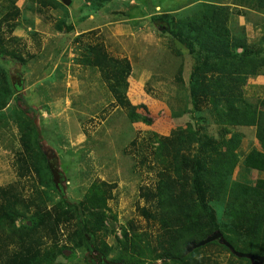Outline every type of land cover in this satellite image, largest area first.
<instances>
[{
	"label": "trees",
	"instance_id": "obj_1",
	"mask_svg": "<svg viewBox=\"0 0 264 264\" xmlns=\"http://www.w3.org/2000/svg\"><path fill=\"white\" fill-rule=\"evenodd\" d=\"M112 1L88 0L93 10L103 9ZM252 1L264 8V0ZM41 2L44 6L66 7L62 0ZM199 3L190 13L152 15L153 21L165 26V31L193 58L187 85L192 105L189 121L177 123L163 102H154L158 103L156 110L148 115L142 109L148 110L152 101L132 103L128 94L133 67L128 58L112 57L100 44L87 46L82 56L87 66L100 69L134 123L155 125L156 156L170 165L159 170L155 188L145 194L154 207L141 208L144 216L159 224L160 232L153 240L152 233L140 230L134 223L122 226L114 262L208 264L197 256L203 246L189 253L186 247L216 230L236 250L264 254V95L251 100L246 93L249 79L264 73V45L250 42L244 26L231 25L235 11L230 5ZM63 25L65 19L57 23L59 29ZM0 56L26 62L24 56L2 42ZM184 68L185 60L179 64V82L184 81ZM17 94L18 85L4 73L0 75V124L15 122L23 146L17 151V179L0 185V264H62L56 263L59 255L71 259L68 249L75 254L71 245L106 258L111 245L105 239L99 240V245L94 235L108 227V220H117L108 204L110 184L96 180L88 187L84 200H69L62 184L64 175L43 149L35 119L29 116V110L12 103L15 97L19 99ZM248 128H255L260 147L244 155L239 149ZM167 129L170 132L165 135L158 132ZM240 163L245 180L233 177ZM254 171L261 176L253 183L249 175ZM29 176L33 178L35 194L26 198L22 184ZM218 206L223 207L220 218ZM83 215L88 218L84 220ZM74 219L71 245L45 241L56 235L62 223ZM208 244H216L230 254L226 264H253L218 240Z\"/></svg>",
	"mask_w": 264,
	"mask_h": 264
},
{
	"label": "rangeland",
	"instance_id": "obj_2",
	"mask_svg": "<svg viewBox=\"0 0 264 264\" xmlns=\"http://www.w3.org/2000/svg\"><path fill=\"white\" fill-rule=\"evenodd\" d=\"M193 1L196 2L113 0L105 9L98 11L91 8L88 0H71L66 7L57 8L49 4L44 6L41 0H0V42L9 50L17 51L26 58L23 65L18 60L0 56V75L3 76L4 73L18 85L19 99L15 97L12 103H18L25 110H29L27 105L31 101L38 106L40 114L29 110V116L35 119L41 132L43 149L53 161L56 170L64 175L62 184L67 198L78 203L85 199L92 182L105 180L110 184V211L117 215V220H108V227L95 232L94 235L99 245V240L105 239L112 247L110 255L104 259L96 256L97 252L91 253L83 247L76 248L71 245L70 235L76 229V219L62 223L56 235L45 241H56L59 245L70 244L74 247L75 254H72L73 250L68 249L66 253L73 255L72 258L67 259L59 255L56 263L101 264L106 260L113 262L119 251L117 237L121 235L122 226L129 227L131 223L137 225L140 230H148L154 240L155 235L160 232L159 224L144 216L141 208L145 205L154 207L152 201H147L145 194L155 188L159 170L170 166L162 163L156 156L157 140L153 133L155 125L134 123L127 108L117 101L103 79L100 69L85 63L79 66L74 59L80 53L83 56L87 46L96 44H100L112 57L128 58L133 67L128 94L132 103L153 101L148 104V110L142 109L148 115L156 110L157 103L154 102H164L172 109L173 119L177 123L189 121L192 105L189 102L187 85L189 65L193 63V58L187 48L181 43L177 44L173 36L165 31V26L153 21L149 13H157L160 9L162 12L178 10ZM232 1L241 3V0ZM157 5L159 10L155 8ZM197 5L200 3L189 6L187 12L190 13ZM246 11L243 10V13ZM239 12L241 11H236L234 17H239ZM90 14H94L95 19H91ZM179 14L182 15L183 12ZM248 18L254 21L258 28L264 29L262 16L249 14ZM63 19L65 25L59 29L57 23ZM86 26L88 30L82 34L81 30ZM15 31L21 33V36L15 35ZM76 31L80 34L76 35ZM259 31L257 33H260ZM250 32L253 37L257 36L252 29ZM55 36L61 41L65 36L66 43L53 41ZM260 36L262 35H258V38ZM255 43L262 44L263 41ZM44 44L48 45L46 48L50 53L58 50L54 57L48 60V52L40 61L32 59L42 50ZM61 44L64 45L61 47ZM65 48H68V51L72 49L73 55L67 53L61 58V54L57 56L61 49L66 51ZM184 60V74H181L184 81L179 82V64ZM53 62L54 66L59 64L55 70ZM69 73L79 82L75 87L78 92L67 95L71 104L69 108L64 109L67 113L61 116L56 114L55 118L58 117V120L53 119L42 105L48 98H54L53 93L65 99V95H61L66 90L62 81ZM29 85L31 91L25 97V88ZM246 93L249 99L257 100L264 95V84L248 81ZM59 106L61 109L64 107ZM211 123L212 121L209 125ZM65 131L67 133H64ZM158 132L165 135L170 129ZM83 133L84 140H81ZM245 133L246 137L239 149L244 155L252 148L260 147L255 137V128H248ZM22 148L16 123L9 121L5 126L0 124V185L12 183L17 179V151ZM169 159L171 160L170 157ZM244 174L240 163L233 177L245 180ZM259 176L261 174L254 171L249 178L254 183ZM22 186L26 198L35 194L31 176L23 180ZM216 211L219 218L223 216L222 206H218ZM87 218L88 216L83 215L84 220ZM197 256L208 264H226L230 254L216 244H208L203 245ZM160 263L162 261L158 260L155 264Z\"/></svg>",
	"mask_w": 264,
	"mask_h": 264
},
{
	"label": "crops",
	"instance_id": "obj_3",
	"mask_svg": "<svg viewBox=\"0 0 264 264\" xmlns=\"http://www.w3.org/2000/svg\"><path fill=\"white\" fill-rule=\"evenodd\" d=\"M202 0H196V2L195 1H193V2H190L189 4H186L184 7H182V8H180V9H178V10H170V11H167V12H170V13H181V12H183V14H186V11H187V9L189 8V6L191 7V6H193V5H196V4H198L199 2H201ZM211 2H215V3H219V4H226V5H230L231 7H232V9L236 12V11H241V12H239V17H234L232 20H231V25L233 26V25H238V26H244L245 27V29H246V34H247V36H248V39H249V41L250 42H256V41H263V45H264V29H263V27L262 28H258L259 26L254 22V21H252L251 19H249L248 18V15L249 14H254V15H258V16H262V20H264V8H258L257 7V1H252V0H241V3H238V2H234V1H232V0H227V2H225V0H210ZM193 3V4H192ZM191 4V5H190ZM158 7H159V5H157L155 8L156 9H158ZM106 8V7H105ZM105 8H103V9H105ZM101 10V9H100ZM100 10H98V11H100ZM159 10V9H158ZM243 10H247L245 13H243ZM98 11H96V14L98 13ZM159 12H162V9H160L159 10ZM159 12H157V13H159ZM150 14V16L151 15H153V14H155V12H152V13H149ZM234 16H235V14H234ZM95 15L93 14H90V18L91 19H95ZM252 29V31L254 32V33H256L257 34V36L256 35H254V37L251 35V32H250V30ZM18 30V29H17ZM88 30V28H87V26L86 27H83V29L81 30L82 31V34H83V32H85V31H87ZM259 30H261V31H259ZM260 32V33H257V32ZM15 35H17V36H21V33L19 34V32L18 31H15V33H14ZM76 35H79L80 34V32L79 31H76V33H75ZM258 35H262V36H260V38H258ZM59 36V35H58ZM67 36V35H66ZM258 38V39H257ZM53 41H58V43H60V42H64V43H66V37L65 36H63V38H62V41L61 40H59L56 36L54 37V39H52ZM259 43V42H258ZM62 45H64V44H61V47H62ZM48 45L47 44H44L43 45V48H42V50H40L38 53H37V55H36V57L34 58V57H32V59H36V60H39L40 61V58L44 55V54H47L48 52H49V54H48V60L49 59H52L53 57H54V55L57 53V51H54V52H51L50 53V51L46 48ZM66 49V51H63L62 49L58 52V54H57V56L58 55H60L61 54V56H60V58L61 57H64L67 53L70 55V56H72L73 55V52H71V50L70 51H68V48H65ZM46 50V52H44ZM20 55H21V53H20ZM75 62H76V64L77 65H79V66H81V65H83L84 64V62H83V57H82V54L80 53V55L78 56V57H76L75 59ZM53 61V60H52ZM24 65V64H23ZM29 65H30V63H29ZM86 65V64H85ZM57 66H59V64L58 65H56V66H54V62H53V70H55L56 68H57ZM133 77V75L131 76V78ZM63 79V78H62ZM134 79V78H133ZM132 80V79H131ZM56 82V81H55ZM62 82H64L65 83V86H66V90H65V92H63V93H61V95H65V99L63 100L62 99V96H58V94H56V93H53V95H54V98H48V101L47 100H45L44 101V104L42 105V106H44L45 108H46V110L48 111V112H50V115L52 116V117H54L53 119H57V118H55V115L57 114V115H60L61 116V114H64V113H67V112H64L65 110V108L67 107V108H69L70 107V101H69V96H67V95H69V94H73V93H75V92H78L77 90H75V87H77L76 86V84H78L79 82L77 81V79L76 78H74V75H72L71 73H69V74H67V76H66V78L62 81ZM256 83V84H264V73L263 74H259V75H257V76H255V77H251L250 79H249V83ZM31 91V86L29 85V86H27L26 88H25V94H24V96L26 97L27 95H28V92H30ZM41 97V96H40ZM42 98V97H41ZM62 99V100H61ZM61 101V102H60ZM43 103V102H42ZM152 103H153V101H152ZM158 103H159V101H158ZM157 103V104H158ZM27 104V103H26ZM33 101H31V102H28V109L30 110V112H35V113H39L38 112V106H36L35 104H33ZM163 104L169 109V112L170 113H173V111H172V109H170V107L167 105V104H165L164 102H163ZM35 105V106H34ZM59 105H64V107L61 109V107L59 106ZM31 106H34V108L33 109H36V110H33L32 108H31ZM33 110V111H32ZM40 114V113H39ZM59 116V117H60ZM58 120V119H57ZM69 129V128H68ZM64 133H67V131H65ZM83 136H85V134L83 133L82 134V136L80 137V139L81 140H84V137Z\"/></svg>",
	"mask_w": 264,
	"mask_h": 264
},
{
	"label": "water",
	"instance_id": "obj_4",
	"mask_svg": "<svg viewBox=\"0 0 264 264\" xmlns=\"http://www.w3.org/2000/svg\"><path fill=\"white\" fill-rule=\"evenodd\" d=\"M65 5H69L71 3V0H62ZM214 240H218L219 242L227 245L234 254H236L239 257H246L252 260L253 264H263L264 263V254H256L252 252H244V251H238L236 250L233 245L222 235V232L220 230H216L213 233L209 234L207 237H205L202 240L199 241H191L190 243L187 244L186 247V253H189L193 251L195 248L201 247L203 245H206L209 242H212ZM69 252L67 253V255ZM123 264H128V263H123Z\"/></svg>",
	"mask_w": 264,
	"mask_h": 264
},
{
	"label": "flooded vegetation",
	"instance_id": "obj_5",
	"mask_svg": "<svg viewBox=\"0 0 264 264\" xmlns=\"http://www.w3.org/2000/svg\"><path fill=\"white\" fill-rule=\"evenodd\" d=\"M101 264H123V262H109V261H102Z\"/></svg>",
	"mask_w": 264,
	"mask_h": 264
}]
</instances>
